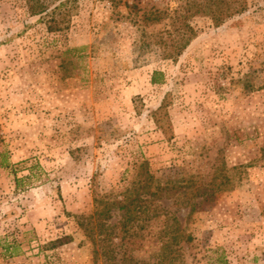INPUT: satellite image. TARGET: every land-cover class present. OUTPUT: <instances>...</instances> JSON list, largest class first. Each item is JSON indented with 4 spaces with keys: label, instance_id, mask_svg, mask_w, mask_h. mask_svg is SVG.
<instances>
[{
    "label": "rangeland",
    "instance_id": "rangeland-1",
    "mask_svg": "<svg viewBox=\"0 0 264 264\" xmlns=\"http://www.w3.org/2000/svg\"><path fill=\"white\" fill-rule=\"evenodd\" d=\"M37 2L0 0V264H264V0Z\"/></svg>",
    "mask_w": 264,
    "mask_h": 264
},
{
    "label": "trees",
    "instance_id": "trees-1",
    "mask_svg": "<svg viewBox=\"0 0 264 264\" xmlns=\"http://www.w3.org/2000/svg\"><path fill=\"white\" fill-rule=\"evenodd\" d=\"M63 6V3L62 2H60L57 6H56V9L58 8H61ZM46 9H47V6H46V4H44L43 2H40V0H38V2L36 3V4H33L32 5V12H33V14H36V15H43V13L46 11ZM236 11H240V10H236ZM244 11H245V9H244ZM241 12V11H240ZM239 12V13H240ZM223 15V11L221 12L220 11V13H219V15L218 16H222ZM83 49L82 48H73V49H68V50H66V52L64 53V55H65V57H75V56H77L78 54H80L79 52H81ZM163 78H164V74H163V72H159V71H155L154 73H153V76H152V80H151V82H152V84H162L164 81H163ZM263 87V89H264V85L262 86ZM159 191L160 190H158V186H157V188H156V190H155V192H154V194H156L157 195V193H159ZM127 198L128 199H130V200H134V198H131V197H128L127 196ZM119 208L121 209V210H124V211H127V214H128V217H131V208H130V206H127V205H125V204H121L120 206H119ZM140 210H141V208H140ZM108 213H109V208H105V210H102V211H100V212H98V217L99 216H104V215H108ZM109 216H106V218H108ZM175 229H174V231L175 232H180L182 229H181V226H180V223L178 222V220H176V223H175ZM92 230H94V228L92 229ZM191 239H192V237L191 236H187V239H186V241H188V242H190L191 241Z\"/></svg>",
    "mask_w": 264,
    "mask_h": 264
}]
</instances>
